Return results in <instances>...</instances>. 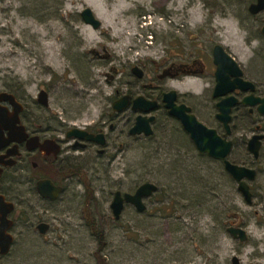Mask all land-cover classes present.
<instances>
[{
	"label": "rangeland",
	"instance_id": "rangeland-1",
	"mask_svg": "<svg viewBox=\"0 0 264 264\" xmlns=\"http://www.w3.org/2000/svg\"><path fill=\"white\" fill-rule=\"evenodd\" d=\"M252 2L0 0V87L21 86L28 113L49 132L101 122L114 126L105 128L106 156L81 168L82 178L60 182L64 191L55 202L38 196L30 168L12 183L20 198L11 215L10 264H232L233 257L239 264H264V142L254 160L240 143V137H250L245 121L233 123L229 160L256 171L249 183L251 205L222 164L201 156L163 110L156 113L151 138L128 135L130 113L111 117V103L130 87L149 94L140 87L148 78L136 82L131 65L150 75V61L165 54L209 57L207 41L221 43L249 77L263 83L264 12L250 16ZM84 8L100 21L98 30L82 22ZM211 73L207 65L203 78L162 85L175 89L199 121L212 126ZM41 89L48 93L47 108L36 102ZM147 182L157 191L144 200L146 210L126 205L114 220L109 207L114 193H133ZM40 222L49 225L44 235L36 230ZM229 226L242 227L247 241L232 239Z\"/></svg>",
	"mask_w": 264,
	"mask_h": 264
},
{
	"label": "flooded vegetation",
	"instance_id": "flooded-vegetation-1",
	"mask_svg": "<svg viewBox=\"0 0 264 264\" xmlns=\"http://www.w3.org/2000/svg\"><path fill=\"white\" fill-rule=\"evenodd\" d=\"M255 1L256 0H254V2L252 3H255ZM248 7H247V13H248ZM261 13L257 15H251L249 13L248 14L252 17H256L260 15ZM207 42L208 43L204 45V48H205L204 52H207L208 53L207 56L209 57L203 56L204 54L202 55L200 52L198 54L197 52H195L196 55L190 54V55H187L186 57L185 56L182 57L181 55L171 56V55L165 54L167 55V57H164L157 61L155 60L150 61L151 66H152L150 69V75H148L146 70L142 66L138 65L137 63H134L133 65L130 66V74L136 79V82L140 83L141 81H144L146 78H148L147 82L141 83L140 87L142 89H146L147 91H149V94L147 95H140L138 93V90L135 89V87L137 86H135L132 88L130 87V89H127L126 91L121 93V95L115 98L114 101L122 97H127L128 105L124 110L120 112H114L112 110V103L114 101L111 103V110L113 112V114L111 113V117L112 116L118 117V115H121L127 112L131 114L132 123L130 125V128L128 129V135L130 137L151 138L153 136L154 125L158 119L156 116L157 111L161 109L165 112L166 115H168V111L164 108V103H162V99H163V95L170 91H175L177 94V99L175 103L177 105H185L186 107H188L190 109V113L193 114L196 117V119L199 121L197 115L194 112V109L190 106V104L187 103L186 100H182V99L179 100V93L171 87H168V89L164 88L162 83L165 82L166 80L178 81L180 79H184L187 77H202L203 78L204 77L203 74L206 71L207 65L212 67L211 79L209 81H210V84L212 85L211 103H213V109H214V111H211V113L214 112V114H211V113L210 114H211V117L214 119L215 123L214 125L211 126V125H206L205 123H202L201 121L199 122L205 125L207 128L215 130L217 135L220 136L221 138H224L227 141H231L232 149L235 145V140H234L235 138H234V132H233V129L235 128L233 127V123L235 122L237 123L241 121L246 122V126L249 130L250 137L247 140L242 139V137H240V143L245 145L246 150H247L248 141L253 136H256V135L264 136V116H260L257 113L256 106L250 107V106H244L241 104L242 100L246 97L252 96L254 98L263 99L264 98V82L261 83L259 82L258 79H253L249 77L246 74L245 72L246 69L243 68L242 64L239 63L236 60V58L232 56V54L221 43H218V42L213 43L210 41H207ZM215 46L222 47L223 51L227 53L233 60L236 61V63L238 64L242 72L240 79H242L245 82L251 83L253 85L252 91L249 90L247 92H243L240 90H235L232 93L227 95V96H232L237 100L236 105L232 107L231 112H230V116H231V120L229 122L230 133L228 135H225V131H224L222 124L216 119V116L218 114V110L216 106L222 100V97L214 98L212 96L213 88L215 86V70H216V66L213 63V51H214ZM178 47L180 48L179 51H181V49L185 47V44L183 45L180 44ZM93 53L96 56H99V54H97L96 52H93ZM105 57L109 58L110 56L107 54ZM134 69L135 71H133ZM113 71L117 73L115 69H113ZM109 77L111 78L112 76H109ZM229 79L230 81H234V77L232 76H230ZM41 91H44L47 95V98H46L47 106H43L38 103L37 101L38 95H37L36 102L39 105L43 106L44 108H47L48 107V93L45 90L41 89L39 90L38 94ZM3 94H5L7 97L12 98V101L15 107L10 102V100L1 99V96ZM138 97H143L148 102H155L156 103L155 109L145 114L139 112L138 110L132 109L133 101ZM19 107H20V111L18 112L14 127H15V132L17 134H21V133L25 134V139L24 141H21V143L12 142L0 149V195L4 197L5 201L11 202L15 206L14 210L8 216L9 219L13 222L12 227L14 225V221L11 218V215L17 207V199L20 198L19 192L18 194L17 193L15 194V191H17L18 189H15L14 187H12V183L15 182V180H18V179L20 180V178H24L28 171V168H30L33 171V173L36 174V175L34 174L36 177V182L42 179L50 180L55 186L62 188V191L60 193L61 195L64 191V187L60 185V182L69 181L73 177L82 178L81 168H88L90 165H93V162H95L99 158L101 159L104 156H106L107 146H108V134L105 132V128L107 126L109 131H112L114 129V126L112 124L101 122V123L95 124L92 127L71 126L65 130H61V131L53 130L52 132H49V130L45 127V124L41 122V120H38L35 116L28 113L26 109V100H25L24 90L21 86L8 84V85H4L0 87V112H6L8 114H12L14 112V109L19 108ZM139 115L146 116V117H151V116L154 117L153 122H151L150 124V127L152 129V134L150 136H144L143 134L131 135L129 133V131L132 129V127L135 124L136 118ZM168 116L176 120L170 115ZM75 129L80 130L81 133L79 134L81 135V137H77L73 135L72 133L68 137L67 134ZM9 132L10 131L8 129H4V128L0 129V134H2L4 138H7ZM87 135H91L93 137L99 136L100 138H98V140H102L104 144L101 145L98 140L97 141L86 140L85 138ZM263 142H264V138L261 141V146ZM32 146L33 148L29 149ZM57 147H58V151L54 153V148H57ZM6 155L8 157H6ZM201 156H206V155L204 154ZM209 159L211 161H215L211 158ZM7 161H13L14 164L11 166L6 165ZM216 162H219V161H216ZM219 163L222 164V162H219ZM36 182H35V185H36ZM11 192H14V194H10ZM60 195L57 197L56 200H58ZM40 198L43 201L49 202V203H53L56 201V200L49 201L48 199H43L42 197ZM39 224L47 225V231H48L49 229L48 224L43 223V222H40ZM11 229L9 230V233ZM40 235H44V234H40ZM10 250L6 254L0 253V264H10L9 259H8Z\"/></svg>",
	"mask_w": 264,
	"mask_h": 264
},
{
	"label": "water",
	"instance_id": "water-1",
	"mask_svg": "<svg viewBox=\"0 0 264 264\" xmlns=\"http://www.w3.org/2000/svg\"><path fill=\"white\" fill-rule=\"evenodd\" d=\"M264 11V0H256L248 7V13L251 15H257ZM82 22L90 26L93 30H98L101 27L100 21L96 18L90 8H84L79 14ZM261 34L264 36V26L260 29ZM213 63L216 66L215 70V86L213 88L212 96L214 98L222 97V100L217 104L218 114L216 119L222 124L225 135L230 133L229 122L231 120L230 112L232 107L237 103V100L232 96H227L235 90L243 92L252 91L253 85L240 79L242 72L236 63L227 53H225L220 46H215L213 51ZM135 71V69L133 70ZM234 77V81H230L229 77ZM227 96V97H226ZM47 95L44 91L38 94V103L47 106ZM2 100H10L14 105L12 98L7 97L5 94L1 96ZM177 94L175 91H170L163 95L162 103L164 108L168 111V115L175 118L188 134L192 141L196 151L201 155H206L215 161L222 162L225 173L233 180L237 186V192L241 195L243 201L247 205L252 204L253 195L250 191L249 183L255 180L256 171L252 168L237 165L229 160L232 143L217 135L215 130L207 128L200 123L196 117L190 113V109L185 105H177L175 103ZM244 106L255 107L257 113L260 116H264V98L246 97L241 102ZM128 105L127 97H122L112 103V110L114 112H120L124 110ZM15 107V105H14ZM155 102H148L143 97H138L133 101L132 109L138 110L141 113H149L155 109ZM20 111L19 108H15L12 114L6 112H0V129H8L7 138H4L0 134V149L9 143H21L24 141L25 134H17L15 132V121ZM154 117H146L139 115L132 129L129 131L131 135L150 136L152 129L150 127ZM77 137H81L80 130L75 129L69 132ZM98 137L91 135L86 136V140L97 141ZM264 138L262 135L253 136L247 144V152L257 160L261 148V141ZM35 140V138H34ZM101 145L104 144L102 140H98ZM15 148V147H14ZM30 147L29 149H32ZM58 151V147L54 148V153ZM6 157H8L6 155ZM13 161H7L6 165H13ZM36 191L43 199L49 201H55L60 195L62 188L55 186L50 180L42 179L36 182ZM157 191V186L153 183L147 182L139 185L134 193H121L115 192L113 199L110 203V210L114 220H119L121 213L126 205L132 206L138 213H143L146 210L144 203L145 199L150 198ZM14 204L4 200V197L0 195V253L6 254L9 252L13 244V236L9 233L13 222L9 219V215L14 210ZM39 234H45L47 231V225L39 224L36 227ZM226 233L234 240L244 243L247 241V233L242 227L229 226L226 228ZM232 264H239L236 257L232 258Z\"/></svg>",
	"mask_w": 264,
	"mask_h": 264
},
{
	"label": "trees",
	"instance_id": "trees-1",
	"mask_svg": "<svg viewBox=\"0 0 264 264\" xmlns=\"http://www.w3.org/2000/svg\"><path fill=\"white\" fill-rule=\"evenodd\" d=\"M223 166V165H222ZM224 175L227 177V179L231 182L234 183L233 180L224 172Z\"/></svg>",
	"mask_w": 264,
	"mask_h": 264
}]
</instances>
